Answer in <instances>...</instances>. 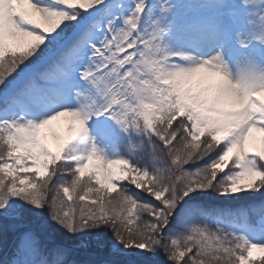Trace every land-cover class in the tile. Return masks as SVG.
<instances>
[{"label":"snow or ice","instance_id":"snow-or-ice-1","mask_svg":"<svg viewBox=\"0 0 264 264\" xmlns=\"http://www.w3.org/2000/svg\"><path fill=\"white\" fill-rule=\"evenodd\" d=\"M0 264H264V0H0Z\"/></svg>","mask_w":264,"mask_h":264},{"label":"rangeland","instance_id":"rangeland-1","mask_svg":"<svg viewBox=\"0 0 264 264\" xmlns=\"http://www.w3.org/2000/svg\"><path fill=\"white\" fill-rule=\"evenodd\" d=\"M50 142H52L53 144H55V141H54V140H52V139H51V137H50Z\"/></svg>","mask_w":264,"mask_h":264}]
</instances>
